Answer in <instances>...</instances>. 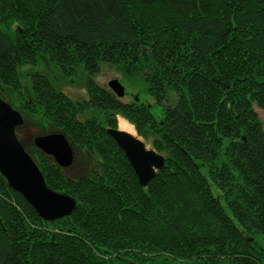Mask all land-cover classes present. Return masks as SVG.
I'll return each mask as SVG.
<instances>
[{
  "label": "trees",
  "instance_id": "1",
  "mask_svg": "<svg viewBox=\"0 0 264 264\" xmlns=\"http://www.w3.org/2000/svg\"><path fill=\"white\" fill-rule=\"evenodd\" d=\"M102 64L152 106L95 82ZM0 95L95 160L73 177L24 145L76 207L46 221L0 173V264H264V0H0ZM118 115L165 158L145 187Z\"/></svg>",
  "mask_w": 264,
  "mask_h": 264
},
{
  "label": "water",
  "instance_id": "2",
  "mask_svg": "<svg viewBox=\"0 0 264 264\" xmlns=\"http://www.w3.org/2000/svg\"><path fill=\"white\" fill-rule=\"evenodd\" d=\"M108 86L119 99L126 93L124 85L116 78L110 80ZM23 124L21 112L0 95V173L42 219L53 221L69 216L76 207V200L46 184L43 173L16 134V128ZM106 131L124 152L139 184L145 187L163 167L164 156L130 132L113 127ZM32 142L60 167L72 165L74 145L63 132L55 130L40 134L33 137Z\"/></svg>",
  "mask_w": 264,
  "mask_h": 264
},
{
  "label": "rangeland",
  "instance_id": "3",
  "mask_svg": "<svg viewBox=\"0 0 264 264\" xmlns=\"http://www.w3.org/2000/svg\"><path fill=\"white\" fill-rule=\"evenodd\" d=\"M21 71L22 72L25 71L26 75L32 74L35 71H40L45 73L41 67H34L30 65L24 66L21 69ZM53 75L58 81V84L61 87V89L72 99L80 100L86 98V92L80 80H78L77 78L71 80L69 78L63 77L57 71H53ZM114 78L120 80V82L124 85L126 91L125 95L120 98L121 101L131 102L133 100H140L152 106L154 101L148 94H146L143 91V87H144L143 83L139 79H136L135 82L131 83L128 79L124 78V76L120 72H118L116 68L113 67L112 65L102 64L99 72L94 77V80L106 90L111 91L108 86V82ZM21 79H22L21 80L22 84L27 91V89H29L28 77L21 76ZM254 108L259 118L261 119L264 127V112L256 105L254 106ZM161 109H162L161 106L153 105L151 110L156 116H160ZM117 119H118L117 120L118 129L125 130L135 135L134 126L129 121H127L124 117L120 115H118ZM17 132L20 140L23 142L24 145H27L28 148L32 147L30 141L32 140L33 137L43 134L42 133L43 131H41L39 127H36L29 123H25V126L19 128ZM147 147H150V145L148 144ZM74 150H75L74 162L72 163L71 166L65 169V172L68 175L76 177L78 175H81L82 173L88 172L91 168H94L95 160L93 157L89 156V154H87L86 151L79 149L78 147L74 146Z\"/></svg>",
  "mask_w": 264,
  "mask_h": 264
},
{
  "label": "flooded vegetation",
  "instance_id": "4",
  "mask_svg": "<svg viewBox=\"0 0 264 264\" xmlns=\"http://www.w3.org/2000/svg\"><path fill=\"white\" fill-rule=\"evenodd\" d=\"M23 126H25V125L23 124V125H21V126H19V127L16 128V134H17V136H18V132H17V131L19 130V128H21V127H23ZM18 138H19V136H18ZM19 139H20V138H19ZM30 143L32 144V146H34L32 140L30 141ZM74 157H75V155H74ZM73 162H74V160H73Z\"/></svg>",
  "mask_w": 264,
  "mask_h": 264
},
{
  "label": "bare ground",
  "instance_id": "5",
  "mask_svg": "<svg viewBox=\"0 0 264 264\" xmlns=\"http://www.w3.org/2000/svg\"><path fill=\"white\" fill-rule=\"evenodd\" d=\"M41 151V150H40ZM75 151V150H74ZM45 154V153H44Z\"/></svg>",
  "mask_w": 264,
  "mask_h": 264
}]
</instances>
